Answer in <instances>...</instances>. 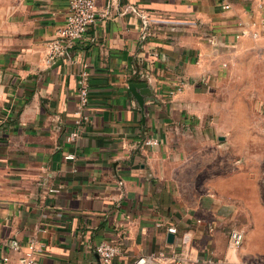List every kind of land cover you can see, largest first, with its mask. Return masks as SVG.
Segmentation results:
<instances>
[{"label": "crops", "instance_id": "obj_1", "mask_svg": "<svg viewBox=\"0 0 264 264\" xmlns=\"http://www.w3.org/2000/svg\"><path fill=\"white\" fill-rule=\"evenodd\" d=\"M70 1L0 0V264H15L31 236L44 244L39 264H100L104 240L121 247L113 264H130L168 242L160 221L190 230L196 251L225 264H264L263 245L228 244L213 204L186 200L169 171L174 132L255 38L242 31L264 35V0H96L72 56L47 65ZM84 63L89 119L68 140ZM134 81L151 88L143 108Z\"/></svg>", "mask_w": 264, "mask_h": 264}, {"label": "rangeland", "instance_id": "obj_2", "mask_svg": "<svg viewBox=\"0 0 264 264\" xmlns=\"http://www.w3.org/2000/svg\"><path fill=\"white\" fill-rule=\"evenodd\" d=\"M201 104L173 134L170 174L186 200L213 204L228 244L237 228L241 246L264 247V35L232 55Z\"/></svg>", "mask_w": 264, "mask_h": 264}, {"label": "built area", "instance_id": "obj_3", "mask_svg": "<svg viewBox=\"0 0 264 264\" xmlns=\"http://www.w3.org/2000/svg\"><path fill=\"white\" fill-rule=\"evenodd\" d=\"M230 5H224L228 8ZM96 0H71L67 8L64 22L58 27L56 36L47 43V52L45 62L47 65L53 64L60 57L72 56L74 47L81 39L85 31L93 25L97 18ZM147 21V19L145 18ZM149 29H145L142 39L147 38ZM241 34H250L252 37H258V31L248 30L242 31ZM185 80H180L170 90L173 94L183 89ZM78 107L76 110V118L74 119L75 129L67 136L68 140H74L81 134V128L84 122L89 119L86 113L90 99V70L87 63H84L78 78ZM148 144L158 142L156 138H148L145 140ZM67 158H74L75 155H66ZM159 225H166L167 232L174 233L179 237V242H167L164 246L138 255L130 264H225V261L215 255L213 251L209 253L199 252L193 246V235L190 230H181L175 223L168 224L163 221ZM244 240V231L233 228L230 231V244L238 248ZM11 247L14 250H20L21 244L13 243ZM44 250V244L36 236H31L25 243L23 255L15 261V264H39L40 254ZM96 251L100 256V264H113V259L121 252L118 243L104 240L96 245ZM4 260L10 259L9 255H5Z\"/></svg>", "mask_w": 264, "mask_h": 264}, {"label": "water", "instance_id": "obj_4", "mask_svg": "<svg viewBox=\"0 0 264 264\" xmlns=\"http://www.w3.org/2000/svg\"><path fill=\"white\" fill-rule=\"evenodd\" d=\"M143 42H141L142 45ZM129 89L137 99L140 106L143 108L145 103V96L147 94H151V88L149 87L148 83L145 81H134L129 83ZM220 139H225V136L220 135ZM168 242H174L175 240V234L169 233L168 234Z\"/></svg>", "mask_w": 264, "mask_h": 264}]
</instances>
